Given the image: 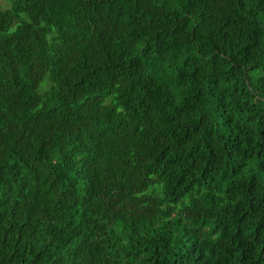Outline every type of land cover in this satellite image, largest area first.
<instances>
[{
    "label": "trees",
    "instance_id": "obj_1",
    "mask_svg": "<svg viewBox=\"0 0 264 264\" xmlns=\"http://www.w3.org/2000/svg\"><path fill=\"white\" fill-rule=\"evenodd\" d=\"M0 264H264V0H2Z\"/></svg>",
    "mask_w": 264,
    "mask_h": 264
},
{
    "label": "rangeland",
    "instance_id": "obj_2",
    "mask_svg": "<svg viewBox=\"0 0 264 264\" xmlns=\"http://www.w3.org/2000/svg\"><path fill=\"white\" fill-rule=\"evenodd\" d=\"M0 4H4V2L2 0H0Z\"/></svg>",
    "mask_w": 264,
    "mask_h": 264
}]
</instances>
